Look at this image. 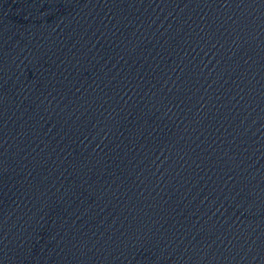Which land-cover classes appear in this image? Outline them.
Instances as JSON below:
<instances>
[{"label":"water","instance_id":"1","mask_svg":"<svg viewBox=\"0 0 264 264\" xmlns=\"http://www.w3.org/2000/svg\"><path fill=\"white\" fill-rule=\"evenodd\" d=\"M0 264H264V0H0Z\"/></svg>","mask_w":264,"mask_h":264}]
</instances>
